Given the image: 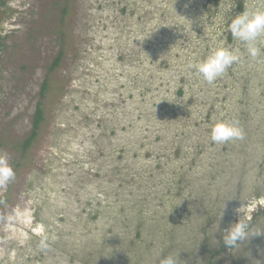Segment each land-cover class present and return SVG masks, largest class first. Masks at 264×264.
<instances>
[{
	"label": "rangeland",
	"instance_id": "rangeland-1",
	"mask_svg": "<svg viewBox=\"0 0 264 264\" xmlns=\"http://www.w3.org/2000/svg\"><path fill=\"white\" fill-rule=\"evenodd\" d=\"M239 2L264 7L262 0H3L0 152L15 179L0 186V264H114L130 256L129 221L140 203L153 258H161L157 241L185 207L197 220L217 203L221 217L213 213L208 230L188 226L190 243L213 234V264H264V235L222 246L239 219L264 231V201L256 205L252 194L254 183L264 191L257 177L264 55L245 53L211 84L188 68L218 39L237 46L216 18L228 7L226 18L239 15ZM39 102L43 120L25 150ZM219 120L236 121L242 138L212 142ZM185 246L183 255L170 254L181 264H209L200 248Z\"/></svg>",
	"mask_w": 264,
	"mask_h": 264
},
{
	"label": "clouds",
	"instance_id": "clouds-1",
	"mask_svg": "<svg viewBox=\"0 0 264 264\" xmlns=\"http://www.w3.org/2000/svg\"><path fill=\"white\" fill-rule=\"evenodd\" d=\"M231 9V7L226 8L216 20L221 25L226 24V30L231 33L233 40L237 42V46L228 45L224 40L218 39L206 57L191 61L188 64V68L195 75L209 84L221 77L230 66L239 63L245 53L254 60L264 55V7L246 6L241 14L234 18H226L225 14ZM228 19L231 20L230 23H228ZM242 136L243 130L236 121L219 120L211 126L210 139L216 144H225L240 139ZM14 179L15 171L8 154L0 152V186H6ZM35 230L43 232L44 228L41 225ZM225 232L227 235L223 237V243L227 248L239 247L249 236L253 238L264 235V231H258L241 219L238 223L232 224ZM48 239L49 237L45 235L40 240L39 247L41 249L48 247ZM257 262L260 264V261ZM159 264H181L180 254H169L161 259Z\"/></svg>",
	"mask_w": 264,
	"mask_h": 264
},
{
	"label": "trees",
	"instance_id": "trees-1",
	"mask_svg": "<svg viewBox=\"0 0 264 264\" xmlns=\"http://www.w3.org/2000/svg\"><path fill=\"white\" fill-rule=\"evenodd\" d=\"M207 1L213 2L215 5H218L220 3V0H207ZM0 5H3V0H0ZM244 9H245V7L243 6V3L239 2L236 6L237 13H236V11H234V14H238V13L241 14L244 11ZM2 37L3 36L0 34V43H1L2 39L4 38V37L3 38ZM228 42L234 43V40H233L230 32L228 35ZM1 48L2 47L0 46V49ZM60 60H61V57L58 56L55 59L53 65L51 66L50 71H53L56 68V66L59 64ZM263 81L264 80H261L260 82L262 83ZM263 86H264V82H263ZM247 87H248V84L245 85V92H244L245 95L247 94V89H246ZM45 90H46V83H44V86L42 87L41 96L44 95ZM183 95H184V90H183V88H180L178 91V96H183ZM42 120H43V110L41 109V102H39L37 105L36 113H35V117H34L33 131L31 133L30 137L27 139V141L24 144L25 150L29 148L30 144H32V142L36 138L37 132H38V129H39V126H40ZM243 133H244V131H243ZM250 146H251V143H249L248 141L244 142V146L241 148V150L243 149L242 152L244 153V155H243L244 157L249 155L247 150ZM224 149L227 150L226 148H224ZM260 153H261L260 154L261 160L259 161L260 172H259V175H257V177L264 180V150L261 151ZM240 187H241V183L238 187V191H240ZM252 194H253V196H255V199L253 200L254 203L256 205L260 206L261 201H264V191H262V186L257 187L256 184L254 183ZM235 198H237V196H235ZM216 199H218L217 196H216ZM233 201L236 202V199ZM249 203H251V202H248L247 204H249ZM139 205L140 206H138L135 217L132 219V221H129L131 227L133 225H135L134 231L132 232L134 237L131 238L130 241H128V239L127 240L125 239V241H128L130 243L129 246L132 249V250H130L129 248H126V252H127V250L129 252H131V253L127 252V254H130V256L129 255L127 257H125V255L123 257L118 256L116 258L117 262H115L114 264H118L119 261L123 264H159V261L161 259H163L164 257H166L167 255H169L173 248H177L179 250H182V255H183L185 253V250H186L185 249L186 246L184 247V244L188 245L190 247V249L193 251L198 250V248H200L201 252H199V254L201 253V255H203L204 257H207L209 264H213L211 257L215 253V250L213 249V247L209 246V244H210L209 242H213V241L215 242L216 240H218L219 236H215L212 234L211 236H205L204 240L201 243H190L191 237L187 233V228L189 225L192 224V226L194 227L193 228V232H194V230L197 229L199 224H201V226L205 230L206 229L208 230L214 223H216V220L213 221L212 217H211V216H213V213H216L217 218L221 217V212L219 210L217 203L207 206V209L203 210L204 212H203V215L201 216V218L199 215V218L197 220L195 218L194 219L190 218L191 219L190 220V219H188L189 218L188 216H185V213L189 211V208L185 207V209L182 210L181 215L177 216V218H179L178 223L171 228L166 227V229H165L166 232H165L164 236L160 237L159 241H157L164 248V252L160 255L161 258H158V257L153 258L154 254L151 255V253H149V249L152 248L151 244H153L155 241L149 240L143 236L145 234L144 230H146V228H147L146 225L149 221L146 219L147 217L145 216V211L143 209V203H140ZM261 207L264 208V206H261ZM178 208H179V210H181L180 207H178ZM260 212L264 213V209H261ZM190 213H192V211H190ZM226 217H228V216H226ZM94 218H97V215H95ZM172 218H173V215H172ZM183 219L187 220V222L182 223L183 221H185ZM202 219H203V223L201 222ZM251 225H252V222H251ZM180 226H182V227H180ZM184 226H186V229L183 231ZM191 233H192V230H191ZM130 234H131V231H130ZM187 235H188V239H187ZM119 236H120V234H117L115 238L119 239ZM120 241H121V239H120ZM125 241H124V243H125ZM219 241H220V239H219ZM185 242H187V243H185ZM115 245H116V241L113 243L112 250L115 252L119 251L120 248H117ZM222 246L226 247L224 244H222ZM180 248H182V249H180Z\"/></svg>",
	"mask_w": 264,
	"mask_h": 264
}]
</instances>
